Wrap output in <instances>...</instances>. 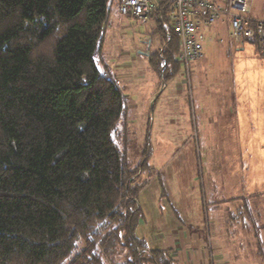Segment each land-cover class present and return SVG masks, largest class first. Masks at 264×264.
I'll return each mask as SVG.
<instances>
[{
  "label": "trees",
  "instance_id": "trees-1",
  "mask_svg": "<svg viewBox=\"0 0 264 264\" xmlns=\"http://www.w3.org/2000/svg\"><path fill=\"white\" fill-rule=\"evenodd\" d=\"M110 2L0 0V264H175L134 236L146 165L116 148L125 99L95 59Z\"/></svg>",
  "mask_w": 264,
  "mask_h": 264
},
{
  "label": "rangeland",
  "instance_id": "rangeland-1",
  "mask_svg": "<svg viewBox=\"0 0 264 264\" xmlns=\"http://www.w3.org/2000/svg\"><path fill=\"white\" fill-rule=\"evenodd\" d=\"M251 3L252 14L264 18V0H252ZM117 8L118 0H111L100 55L96 52L95 59L100 71L110 66L109 76L116 78L113 74L119 73L116 85L125 99V109L111 135L116 148L131 168L143 162L146 165V169L139 174V180H145L144 188L137 195L141 205L140 219L144 224L138 227L136 235L144 232L153 236L169 228L167 223L161 224L168 219L166 208L172 213L176 209L181 220L187 219L190 214L182 213L184 210L181 208L188 204L187 195L193 198V202L207 206L205 209L202 207V221L207 216L211 218L212 207H220L221 211L218 212L223 217V206L238 208L240 204L239 194L233 193L235 190L231 195L225 194L223 187L224 182H228L237 189L239 183L238 176L230 178L227 172L230 166L235 165L239 174L241 150L238 135L233 142L226 140L223 127H218L223 126L224 122L217 123L224 110L222 105L226 103L223 96L229 88L227 82L233 68V58L222 55L220 49L223 44L219 47L216 43L206 42L200 61L202 66L197 65L198 61L191 62L186 77L178 64L173 74L164 80L149 57L154 58L165 45L166 50L168 41H175L174 36L167 32L168 29L163 31L158 27L156 17L142 24L121 14ZM176 56L177 52L173 57L176 59ZM118 61H126L128 66L113 71L111 65ZM155 61L159 62L157 58ZM172 69L170 63L168 69H161L162 74L166 76ZM200 84L203 93L197 89ZM198 94L201 98L210 94L213 100H208L210 96L203 98L199 105ZM212 112L216 113L213 118ZM213 120L215 123L210 124ZM154 191L159 192L160 202L151 211L148 202ZM211 194L215 197H211ZM185 223L190 227L192 225L190 220H185ZM215 243L212 238L215 264H218L221 259L217 255L222 250ZM203 244L198 246V243H194L192 246L191 243L193 264H208L209 248L206 243ZM191 262L187 261L186 264Z\"/></svg>",
  "mask_w": 264,
  "mask_h": 264
},
{
  "label": "crops",
  "instance_id": "crops-1",
  "mask_svg": "<svg viewBox=\"0 0 264 264\" xmlns=\"http://www.w3.org/2000/svg\"><path fill=\"white\" fill-rule=\"evenodd\" d=\"M207 32L214 38L212 43H216L219 47L223 44L220 49L222 55H229L233 58V68L227 82L229 87L227 92H231H224L223 97L226 103L222 105L224 110L219 115L223 120L218 118L217 123L224 122L223 126L218 127H223L227 134L226 140L233 142L238 135L241 150L239 183L237 189L228 182H224V187L225 194L231 195L233 190L236 191L233 193L239 194L240 204L238 208L230 205L223 206V217L218 212L221 211L219 206L217 209L212 207L211 218L207 216L203 222L202 207L205 209L207 206L193 202V198L190 197V199L187 195L188 204L181 207L184 210L182 213L190 214L187 219L181 220L176 209L172 213L166 208L168 219L161 224L167 223L169 228L162 234L153 236L146 235L144 232L136 235L138 227L144 224L139 218L134 236L142 239L148 249L169 250L175 264L191 262L190 250L194 243H198V246H204L203 243H206L210 255L208 264H215L212 238L216 242L215 246H220L222 250L217 255L221 259L218 264H264V56L257 54L258 51L253 46L231 42L228 28L224 23L217 22ZM97 55H100V49ZM202 55L197 60L199 66H202V62H200L203 58ZM120 62L112 63L113 71H118L128 64L126 61ZM198 69L201 73L200 67ZM109 71L110 66L105 67L101 72L109 75ZM114 74L113 76L116 78H112L118 84L119 73ZM201 86L200 84L197 88L199 93H203ZM232 87L233 89H231ZM149 97L150 100H153L151 96ZM206 97H209L208 100H213L210 94L203 96V98ZM203 98L198 94L199 105ZM207 107L209 106L207 105ZM215 114L212 112L211 117L213 118ZM213 123H215L214 120L210 124ZM253 165H255L254 172L251 173ZM231 168L232 166L227 169V172ZM143 188L144 186L141 190ZM189 193L191 194V191ZM158 195L160 196L159 192L154 191L153 196H150L148 203L151 211L160 202ZM212 195L211 197L214 198L215 196ZM136 201L141 210L138 197ZM191 207L194 208V211ZM232 217H236L237 220H231ZM185 220H190L191 227L196 230L191 231V227L186 225L188 223H185Z\"/></svg>",
  "mask_w": 264,
  "mask_h": 264
},
{
  "label": "built area",
  "instance_id": "built-area-1",
  "mask_svg": "<svg viewBox=\"0 0 264 264\" xmlns=\"http://www.w3.org/2000/svg\"><path fill=\"white\" fill-rule=\"evenodd\" d=\"M252 0H118V10L144 24L156 20L178 41L177 61L188 77L190 63L203 54L214 38L207 31L217 22L228 28L231 42H256L264 56V18L251 12ZM166 32V33H167Z\"/></svg>",
  "mask_w": 264,
  "mask_h": 264
}]
</instances>
